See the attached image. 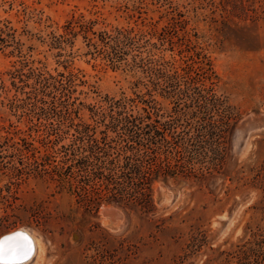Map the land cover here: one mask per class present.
<instances>
[{
  "label": "rangeland",
  "instance_id": "rangeland-1",
  "mask_svg": "<svg viewBox=\"0 0 264 264\" xmlns=\"http://www.w3.org/2000/svg\"><path fill=\"white\" fill-rule=\"evenodd\" d=\"M120 112L192 160L148 210L95 209L72 153ZM263 122L264 0H0V238L35 237L24 264H264Z\"/></svg>",
  "mask_w": 264,
  "mask_h": 264
},
{
  "label": "trees",
  "instance_id": "trees-1",
  "mask_svg": "<svg viewBox=\"0 0 264 264\" xmlns=\"http://www.w3.org/2000/svg\"><path fill=\"white\" fill-rule=\"evenodd\" d=\"M110 120L101 138L97 139L94 132V135L75 138L71 145L72 153L80 156L83 171L94 179L95 209L103 202H115L148 210L152 206L151 187L155 181L193 174V169L188 166L192 160H187V152L180 153L171 148L176 144L177 136L169 133L168 139L166 134L172 132V128L159 133L156 120L124 112ZM108 131L114 134L113 138L107 135ZM159 142L162 147L160 158ZM65 150V154H69ZM67 170L58 172V177L72 176L66 174ZM260 170L257 177L264 179V166Z\"/></svg>",
  "mask_w": 264,
  "mask_h": 264
},
{
  "label": "snow or ice",
  "instance_id": "snow-or-ice-1",
  "mask_svg": "<svg viewBox=\"0 0 264 264\" xmlns=\"http://www.w3.org/2000/svg\"><path fill=\"white\" fill-rule=\"evenodd\" d=\"M31 241L23 234H14L0 240V262L2 264H19V258L31 250Z\"/></svg>",
  "mask_w": 264,
  "mask_h": 264
},
{
  "label": "bare ground",
  "instance_id": "bare-ground-1",
  "mask_svg": "<svg viewBox=\"0 0 264 264\" xmlns=\"http://www.w3.org/2000/svg\"><path fill=\"white\" fill-rule=\"evenodd\" d=\"M109 209V208H108ZM113 209V208H112ZM104 213V212H103ZM102 213V214H103ZM104 222H106V221H104ZM14 231V230H13ZM14 234H23L24 236H27V235H25L24 233H22V232H20V231H15V232H11V234L9 233V234H7V235H3V237L2 238H0V240H4L5 238H7V237H9V236H12V235H14ZM29 236L30 237H28L29 238V240L32 242L31 243V250L30 251H28L27 252V255L25 256V255H22L20 258H19V263H22V264H24L25 262H27V261H29L30 259H32L33 257H34V255L37 253V252H39L40 250V248L38 249V247L40 246L39 244H38V242H37V240L35 239V237H33L31 234H29ZM33 246H34V249H33ZM39 250V251H38ZM44 251V250H43ZM42 252V251H41ZM38 255V254H37ZM0 264H2V262H0Z\"/></svg>",
  "mask_w": 264,
  "mask_h": 264
},
{
  "label": "water",
  "instance_id": "water-1",
  "mask_svg": "<svg viewBox=\"0 0 264 264\" xmlns=\"http://www.w3.org/2000/svg\"><path fill=\"white\" fill-rule=\"evenodd\" d=\"M256 128H264V122L262 123V125H254V126L252 124L251 125H248V127L246 129H243V131L246 134H248L249 132L255 130ZM162 195L164 196V193L160 192L159 193V198H161ZM19 264H22V263H19Z\"/></svg>",
  "mask_w": 264,
  "mask_h": 264
}]
</instances>
